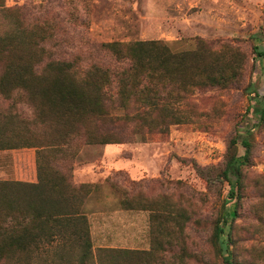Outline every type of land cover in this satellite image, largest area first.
<instances>
[{
	"label": "trees",
	"instance_id": "16d2710c",
	"mask_svg": "<svg viewBox=\"0 0 264 264\" xmlns=\"http://www.w3.org/2000/svg\"><path fill=\"white\" fill-rule=\"evenodd\" d=\"M28 15L23 6L0 8L7 24L0 33V95L10 102L0 108V149H37V181L0 179V264H173L165 252L184 244L189 212L165 198V209L152 212L149 249L94 248L86 203L95 186L75 181L72 161L82 145L138 135L145 140L190 121L183 110L189 95L232 84L243 68L242 54L200 37L184 50L160 39L110 41L101 46L115 64L83 65L81 55L47 49L51 26ZM256 51L264 60V51ZM21 104L31 107V118L20 113ZM260 110L264 116V105ZM239 141L238 135L231 138L223 166L212 167L215 178L230 186L224 204L235 203L234 213L232 204L225 206L214 228L225 264H243L233 223L224 235L244 196V168L253 148L249 137L242 139L240 155ZM261 192L264 198V187ZM131 202L121 200L124 207Z\"/></svg>",
	"mask_w": 264,
	"mask_h": 264
},
{
	"label": "rangeland",
	"instance_id": "374dc122",
	"mask_svg": "<svg viewBox=\"0 0 264 264\" xmlns=\"http://www.w3.org/2000/svg\"><path fill=\"white\" fill-rule=\"evenodd\" d=\"M2 6L29 9L27 20L51 26L46 48L64 57L81 55L83 65L115 64L101 46L110 41L160 39L184 50L200 37L215 48L226 44L238 50L244 62L239 78L225 88L190 94L183 105L190 121L145 140L138 135L121 143L82 145L72 161L73 173L77 183L95 186L86 203L94 248L149 249L152 212H162L169 200L186 209L190 219L182 232L184 244L166 251V259L225 264L214 228L225 206L232 204L234 213L235 203L224 204L230 186L215 178L212 167L223 166L231 138L239 136L242 155L241 140L249 137L253 148L244 168L246 189L224 235L233 223L243 264H264V60L256 51H264V0H0ZM6 26L0 16V33ZM9 103L0 95V108ZM17 108L32 117L28 105ZM36 152V147L0 149V179L37 181ZM122 198L131 205L124 207Z\"/></svg>",
	"mask_w": 264,
	"mask_h": 264
}]
</instances>
